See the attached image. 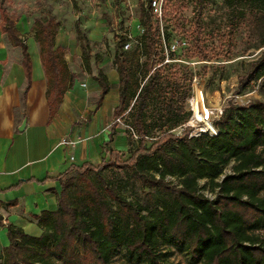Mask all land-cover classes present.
<instances>
[{
	"label": "trees",
	"instance_id": "1",
	"mask_svg": "<svg viewBox=\"0 0 264 264\" xmlns=\"http://www.w3.org/2000/svg\"><path fill=\"white\" fill-rule=\"evenodd\" d=\"M224 4L230 33L247 24L257 27L264 23V0H225ZM151 10L141 3L138 45L125 51L120 43L113 55L118 104L103 143L107 159L98 165H72L57 177L58 208L35 218L42 230L38 237L4 225L0 217L8 239L0 264H55L52 253L65 264H111L120 248L132 260L159 264L162 245L184 251L190 260L202 264H264V241L250 233L264 224V199L258 195L264 189V155L257 152L264 149V100L244 106L229 103L214 123L215 136L190 138L187 130L175 136L171 130L183 125L190 115L184 109L188 91L176 80L165 79L162 69H154L162 33L159 20H151ZM0 16V33L10 45L20 48L19 64L27 90L31 60L16 27L18 20L7 14L1 1ZM58 29L52 15L35 19L31 26L47 80L50 116L76 81L63 48L54 49ZM75 39L83 72L100 88L89 118L101 107L111 87L98 67L101 56H94L97 72L92 75L91 43L78 24ZM260 45L264 47V34ZM237 82V93L256 90L264 97V52L244 74L237 75ZM154 100L157 106L148 121L147 111ZM124 114L129 118L127 136L137 138V147L126 159L121 151L107 149ZM231 162V172L223 173ZM166 177L174 178L179 187ZM201 179L206 180L205 187L214 198L202 192L205 187L198 185ZM136 183L146 191L131 201L123 190Z\"/></svg>",
	"mask_w": 264,
	"mask_h": 264
},
{
	"label": "rangeland",
	"instance_id": "2",
	"mask_svg": "<svg viewBox=\"0 0 264 264\" xmlns=\"http://www.w3.org/2000/svg\"><path fill=\"white\" fill-rule=\"evenodd\" d=\"M3 8L9 16L17 19L16 27L20 29L22 21L31 29L33 21L52 15L59 25L57 36L61 37L65 59L69 60V68L74 71L79 80L82 91H86L87 74L81 67L80 52L77 51L76 25L80 26L84 36L91 43V71L96 74L94 56H101L102 61L98 65L107 77L115 71L112 60L117 46L122 43L123 50L130 51L135 48L137 38L142 33L139 24L141 3L148 0H0ZM225 0H204L202 4L198 0H162V14L152 9L151 20H159L162 33L161 46L158 48L159 56L155 59V68L162 69L165 79L176 80L182 90H187L186 99H191L194 89L203 94L205 109L213 112L219 108L224 109L229 103L239 106L247 105L255 100H264L256 90L242 94L237 93V75L244 74L252 61L256 60L264 47H261V35L264 34V23L255 27L247 24L230 33L227 28L228 10ZM2 17L0 16V28ZM33 33L24 35L26 40ZM0 37L3 35L0 33ZM123 37L122 41H119ZM125 45L128 47L125 49ZM200 51L207 56L203 58ZM77 53V55H76ZM173 54V56H171ZM163 57V60L159 57ZM68 57V58H67ZM143 58H140L142 61ZM67 61V60H66ZM116 72V71H115ZM117 74V73H116ZM110 84V83H109ZM118 87V76L116 86ZM197 88V89H196ZM184 102L185 111H189V103ZM157 100L150 102L147 111V119L151 121ZM91 102V101H89ZM87 102L83 106L75 108L72 116V130L70 135L65 136L70 147L87 144L89 141L96 143L101 136H106L110 130L112 118L106 116L105 126L98 132L88 131L89 121L87 117L88 107L94 109L96 97L92 98V104ZM112 102V100H111ZM103 104V103H102ZM117 104L106 107V112ZM87 106V108H86ZM112 108V109H113ZM192 116L190 111L189 118ZM193 117V116H192ZM188 118V119H189ZM216 120L212 121V124ZM129 118L126 114L118 120L116 134L110 147L121 151L124 159L128 153L137 147V138L127 136ZM194 124V123H192ZM195 125V124H194ZM199 128H205L204 123H196ZM188 131V130H187ZM175 135L182 134L180 127L171 130ZM158 135V131H152ZM73 135V139L69 136ZM150 140V139H149ZM146 143L150 146V141ZM107 141V138L106 140ZM104 151V147H103ZM264 155V149H257ZM233 162L226 166L223 173L231 172ZM167 180H170L166 177ZM206 180H198L199 187H205ZM143 190L137 183L123 190V194L131 201H137L142 196ZM202 192L208 198H214L215 194L208 187ZM259 197L264 199V189L259 192ZM264 241V224L250 231ZM159 264H202L190 260L189 256L172 246L162 245L159 249ZM51 260L55 264H65L63 260L52 253ZM111 264H146L143 261H135L128 257L124 249H118Z\"/></svg>",
	"mask_w": 264,
	"mask_h": 264
},
{
	"label": "crops",
	"instance_id": "3",
	"mask_svg": "<svg viewBox=\"0 0 264 264\" xmlns=\"http://www.w3.org/2000/svg\"><path fill=\"white\" fill-rule=\"evenodd\" d=\"M18 30L31 60V80L26 90L24 72L19 64L20 48L10 45L4 35L0 37V217L4 225L11 224L38 237L42 230L35 218L42 212H54L58 208L60 183L57 177L72 165L81 166L84 162L98 165L102 159H107L103 143L108 134L96 143L89 141L76 147L67 144L65 136L71 133L75 108L89 101L91 105L100 88L87 74L86 91H82L76 77L73 88L65 92L58 110L50 116L47 80L38 45L33 34L24 39L31 31L25 21L20 23ZM58 47L63 48V43L56 34L54 49ZM77 51L81 57L79 47ZM69 60L65 59L67 65ZM108 83L116 86L115 71L110 72ZM102 103L89 121L91 133L105 126L107 115L109 120L112 118L117 105L108 113L106 107L118 104L117 88H111ZM88 110L92 111L91 107ZM23 122L25 126L20 130ZM69 137L73 139V135ZM7 245L6 228L0 225V254Z\"/></svg>",
	"mask_w": 264,
	"mask_h": 264
},
{
	"label": "built area",
	"instance_id": "4",
	"mask_svg": "<svg viewBox=\"0 0 264 264\" xmlns=\"http://www.w3.org/2000/svg\"><path fill=\"white\" fill-rule=\"evenodd\" d=\"M162 0H148L144 3V6H149V8L151 9H154L155 12L158 14V16L160 17L161 14H162ZM128 47V45H125V49ZM197 89V88H196ZM201 92V91H200ZM202 94V92H201ZM193 95L194 97L192 96L191 99H186V103H189L190 105V108L188 109L189 112L191 111L192 112V116L194 114V109H193V101H195V97H196V94H195V89H194V92H193ZM203 95V94H202ZM222 111L223 109L222 108H219L218 111H216L215 114H213L212 111H210V116L209 118L207 119H201V120H195L193 123L196 125V123H204L206 125V122L209 123V127L208 125L205 126V128H199L197 126H195L194 124H192V116L183 124L180 126V129L182 130V132L184 130H188V134H189V137H199L201 135H209V136H215L217 135V130L216 128L214 127V124H212V121L213 120H218L219 117L221 116L222 114ZM181 135V133H180ZM179 134L178 135H175V136H180ZM169 178L170 180H167L169 182H172L173 185H176L177 187L178 186V182L174 179V178H171V177H167Z\"/></svg>",
	"mask_w": 264,
	"mask_h": 264
},
{
	"label": "bare ground",
	"instance_id": "5",
	"mask_svg": "<svg viewBox=\"0 0 264 264\" xmlns=\"http://www.w3.org/2000/svg\"><path fill=\"white\" fill-rule=\"evenodd\" d=\"M195 94H196L195 101H193L192 103L194 109V114L191 121L192 123L195 120L207 119L210 116L208 110L205 109L204 98L201 92L199 90H195ZM206 125H208L209 127L208 122H206Z\"/></svg>",
	"mask_w": 264,
	"mask_h": 264
},
{
	"label": "water",
	"instance_id": "6",
	"mask_svg": "<svg viewBox=\"0 0 264 264\" xmlns=\"http://www.w3.org/2000/svg\"><path fill=\"white\" fill-rule=\"evenodd\" d=\"M24 126H25V122L22 123L20 130H22V128H24Z\"/></svg>",
	"mask_w": 264,
	"mask_h": 264
}]
</instances>
